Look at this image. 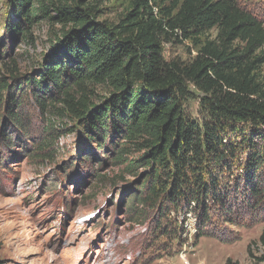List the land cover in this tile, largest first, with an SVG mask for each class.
Wrapping results in <instances>:
<instances>
[{
    "label": "trees",
    "instance_id": "trees-1",
    "mask_svg": "<svg viewBox=\"0 0 264 264\" xmlns=\"http://www.w3.org/2000/svg\"><path fill=\"white\" fill-rule=\"evenodd\" d=\"M89 3L10 0L17 21H9L8 39L27 43L43 20L64 29L35 76L0 78L3 147L19 154L32 101L47 116L37 158L52 156L62 132L50 122L69 120L81 136L79 150L119 167L121 181L133 179L128 214L142 209L162 236L185 233L183 224L170 223L171 213L195 214L196 246L220 238L216 222L241 226L247 214L239 211L264 208L262 20L239 0H131L111 24ZM173 41L192 42L194 60L166 61L164 45ZM98 88L106 96L97 99ZM193 99L201 121L187 109Z\"/></svg>",
    "mask_w": 264,
    "mask_h": 264
},
{
    "label": "rangeland",
    "instance_id": "rangeland-1",
    "mask_svg": "<svg viewBox=\"0 0 264 264\" xmlns=\"http://www.w3.org/2000/svg\"><path fill=\"white\" fill-rule=\"evenodd\" d=\"M130 1L90 3L98 9L100 21L117 24ZM239 1L264 23V0ZM9 21H17L10 0H0V78L8 83L12 71L35 76L64 29L43 20L23 43L20 37L7 38ZM197 51L190 41L164 45L166 61L189 63ZM96 94L100 99L106 90L98 88ZM186 106L201 121L198 100ZM25 113L31 129L17 148L19 154L12 157L0 141V264H226L228 260L264 264L260 243L264 208L251 210L253 214L249 209L239 211V215L247 214L241 226L216 222L218 228H212L220 238H202L197 246L193 244L195 214L189 218L171 213L170 223L183 224L185 233L180 239L175 234L164 237L157 220H146L142 209L128 214V183L133 179L127 176L121 181L119 167L94 161L79 150L81 136L69 120L50 122L62 132L56 134L52 156L37 158L47 116L32 101L25 105ZM3 128L0 122V132ZM97 156L104 158L98 152Z\"/></svg>",
    "mask_w": 264,
    "mask_h": 264
}]
</instances>
